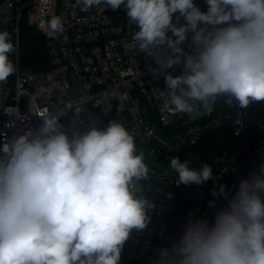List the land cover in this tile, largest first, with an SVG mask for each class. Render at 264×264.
Returning a JSON list of instances; mask_svg holds the SVG:
<instances>
[{
	"label": "clouds",
	"instance_id": "obj_1",
	"mask_svg": "<svg viewBox=\"0 0 264 264\" xmlns=\"http://www.w3.org/2000/svg\"><path fill=\"white\" fill-rule=\"evenodd\" d=\"M205 3L206 12L194 0H75L73 7L123 6L138 28L126 47L153 57V74L164 76L162 110L196 118L220 97L241 109L264 101V0ZM47 28L49 38L63 33L62 17ZM189 33L190 53L182 47ZM14 51L10 33L0 31V82L16 71ZM181 63L180 75L165 71ZM62 129L47 116L0 148V264H120L131 233L150 223L155 204L141 183L149 166L125 126L111 121L71 138ZM169 168L178 185L213 179L207 164L196 170L174 157ZM155 264H264V164L240 181L214 222L189 219Z\"/></svg>",
	"mask_w": 264,
	"mask_h": 264
},
{
	"label": "built area",
	"instance_id": "obj_2",
	"mask_svg": "<svg viewBox=\"0 0 264 264\" xmlns=\"http://www.w3.org/2000/svg\"><path fill=\"white\" fill-rule=\"evenodd\" d=\"M194 3L207 11L205 0ZM74 4L75 0H0V29L12 27L17 44L19 19L27 13L45 35L48 54V67L41 70L16 59L14 74L0 82V148L13 135L40 126L47 116L57 118L70 138L77 130L122 123L134 137L137 152L144 153L150 171L141 182L142 195L155 208L148 227L133 231L125 242L120 264H155L158 251L180 237L189 219L214 222L240 181L264 164V101L241 109L220 97L210 114H166V84L163 74H153L154 58L126 47L138 31L126 9L80 11ZM54 16L62 17L65 30L49 38L47 22ZM190 41L191 35L182 45L189 53ZM182 69L181 63L165 71L178 76ZM72 89L78 92L72 94ZM174 157L189 161L196 170L209 165L213 179L178 185V174L169 168ZM221 189L225 195L212 194Z\"/></svg>",
	"mask_w": 264,
	"mask_h": 264
},
{
	"label": "trees",
	"instance_id": "obj_3",
	"mask_svg": "<svg viewBox=\"0 0 264 264\" xmlns=\"http://www.w3.org/2000/svg\"><path fill=\"white\" fill-rule=\"evenodd\" d=\"M18 43H15V32L12 27L1 28L7 30L15 45V51L10 54V59H17L22 66H29L35 70L48 67V54L46 49V37L30 21L27 13L20 16L18 23Z\"/></svg>",
	"mask_w": 264,
	"mask_h": 264
},
{
	"label": "water",
	"instance_id": "obj_4",
	"mask_svg": "<svg viewBox=\"0 0 264 264\" xmlns=\"http://www.w3.org/2000/svg\"><path fill=\"white\" fill-rule=\"evenodd\" d=\"M180 24H183L184 23V20L183 19H180ZM189 35H192V33H189ZM79 83H78V81H76L75 80V85H78ZM70 92L72 93V94H74V93H76V92H78L76 89H72V90H70ZM213 150H215V143L213 142Z\"/></svg>",
	"mask_w": 264,
	"mask_h": 264
}]
</instances>
